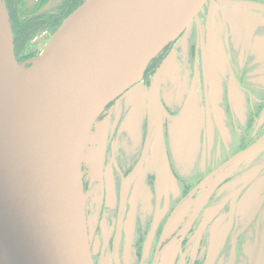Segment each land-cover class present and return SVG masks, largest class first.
Listing matches in <instances>:
<instances>
[{"label":"flooded vegetation","instance_id":"flooded-vegetation-1","mask_svg":"<svg viewBox=\"0 0 264 264\" xmlns=\"http://www.w3.org/2000/svg\"><path fill=\"white\" fill-rule=\"evenodd\" d=\"M40 1L31 17L62 21L84 0ZM102 121L82 164L93 264H264V0H206Z\"/></svg>","mask_w":264,"mask_h":264},{"label":"water","instance_id":"water-1","mask_svg":"<svg viewBox=\"0 0 264 264\" xmlns=\"http://www.w3.org/2000/svg\"><path fill=\"white\" fill-rule=\"evenodd\" d=\"M205 2L84 0L23 67L0 0V264H93L82 164L104 152L108 121L96 120Z\"/></svg>","mask_w":264,"mask_h":264},{"label":"rangeland","instance_id":"rangeland-1","mask_svg":"<svg viewBox=\"0 0 264 264\" xmlns=\"http://www.w3.org/2000/svg\"><path fill=\"white\" fill-rule=\"evenodd\" d=\"M43 5L44 4H42L40 0H17L16 18L18 22L21 23L22 21L29 19L33 14H39L43 9ZM54 30L55 28L52 27L50 30L44 29L42 31L36 32L31 38L26 40L23 46L19 47L22 51V54L30 58L29 61L37 56ZM87 161V166L90 167L89 164L94 162V152L87 159Z\"/></svg>","mask_w":264,"mask_h":264},{"label":"trees","instance_id":"trees-1","mask_svg":"<svg viewBox=\"0 0 264 264\" xmlns=\"http://www.w3.org/2000/svg\"><path fill=\"white\" fill-rule=\"evenodd\" d=\"M5 2L7 9L9 11L10 22L12 25V30L14 35L13 42L18 47L23 46L27 39L31 38L36 32L44 30V28H46L48 25H50L51 28L52 27L56 28L58 24L61 22V20L59 21L58 19H53L51 22L48 19L43 18L44 16L40 15L37 17H31L19 23L16 18L17 1L5 0ZM61 8L63 9L64 6H61ZM69 9L70 7L67 10Z\"/></svg>","mask_w":264,"mask_h":264}]
</instances>
